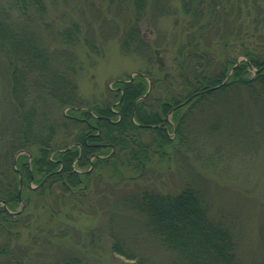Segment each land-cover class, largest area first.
<instances>
[{
  "label": "trees",
  "instance_id": "16d2710c",
  "mask_svg": "<svg viewBox=\"0 0 264 264\" xmlns=\"http://www.w3.org/2000/svg\"><path fill=\"white\" fill-rule=\"evenodd\" d=\"M74 1L0 2V50L8 61L18 120L14 133L0 132V264H91L76 255L35 258L41 240H52L49 224L67 198L84 201L95 185L144 177L176 155L206 164L205 148L219 150L221 141L240 139L239 125L252 128L261 139L255 145L264 148V39L259 47H244L238 59L222 51L216 55L212 39L203 37L214 21L200 22L206 10L221 26L234 6L219 10L216 0L207 7L206 0H181L198 30L179 43L172 70L163 48L142 32L149 0H107V12L115 8L110 30L102 27L107 18L98 0H83L90 17L53 29L49 4ZM122 13L127 16L118 19ZM106 32L119 39L124 53L143 55L151 64L114 79L104 98L87 103L78 92L80 55L102 56ZM120 191L126 192L119 207L141 220L140 242L150 241L158 252L132 244L110 216L111 248L134 264H245L227 214L217 212L192 179L175 191L141 184ZM45 212L49 218L43 222ZM27 228L31 240L24 244ZM251 264H264V254Z\"/></svg>",
  "mask_w": 264,
  "mask_h": 264
},
{
  "label": "rangeland",
  "instance_id": "374dc122",
  "mask_svg": "<svg viewBox=\"0 0 264 264\" xmlns=\"http://www.w3.org/2000/svg\"><path fill=\"white\" fill-rule=\"evenodd\" d=\"M216 1L219 10L223 8L228 10L234 6L236 13L229 15L220 26L222 20L216 19L210 10H206L200 22L214 21L211 22L209 31L202 32L205 34L203 37L212 39L210 48L216 55L222 51L224 54L236 55L238 59H242L244 47H259L264 39V0ZM97 3L103 11L102 15L106 13L107 19L106 21L103 19L105 23L102 27L110 30L107 25H112L109 17L113 16L115 8L111 7V11L107 12V0H98ZM209 3L210 0H206L202 7H207ZM48 8L49 20L54 19L53 29L72 18L90 17L88 5L83 0L79 2L76 0L71 5L59 2L49 4ZM64 12L66 14L62 15ZM126 16L127 14L122 13L116 17L124 19ZM142 23L144 37L163 48L161 52L163 61L168 69L172 70L175 68L174 56L179 43L184 41L190 32L198 30L197 27H193L194 22L190 15L182 11L181 0H149ZM105 34L101 43L104 48L102 56L87 58L83 51L80 55L83 65L79 68L77 76L78 92L87 103L95 98H104L107 87L114 79L133 75L151 64L143 55L124 53L119 39L111 32ZM100 38L101 34L97 39L101 41ZM9 73L8 61L0 50V132L11 135L17 129L18 120L11 98L12 85ZM157 73L163 76V72ZM239 129L241 138L237 141L227 138V141H221L223 145L219 150L205 148L207 153L204 156L208 160L206 164L196 162L191 155H176L170 161L163 160L151 167L144 177L135 180L126 178L120 185L115 186L105 182L95 185L87 191L89 195L84 201L81 200L82 202L73 197L67 198L69 203L60 205L61 211L57 213V218L54 217L49 224L54 230L50 236L52 240L50 242L41 240L39 243L41 254L35 258L39 256L40 260L39 258L37 260L43 261L48 253L52 259L76 255L78 259H84L86 263L91 264H134L133 259L112 250L108 236L110 216L115 218L112 226L128 241L134 242L132 243L134 245L137 243L143 251L158 253L150 241L140 242L141 220L124 212L122 206L119 207V200L126 192L120 190L127 189L129 185L133 188L141 184L175 191L182 187L186 180L192 179L213 201L215 210L227 214L228 221L237 235L244 263L251 264L253 259L260 260L264 254V148L255 145L261 143V139L254 138L252 128L249 126L242 128L239 125L238 131ZM42 215L43 222L49 218L47 212ZM64 229L67 232L60 233ZM28 233L29 228L23 232L21 241L24 244H29L31 240L30 237L27 238ZM32 234L33 232L30 236Z\"/></svg>",
  "mask_w": 264,
  "mask_h": 264
},
{
  "label": "water",
  "instance_id": "95a60500",
  "mask_svg": "<svg viewBox=\"0 0 264 264\" xmlns=\"http://www.w3.org/2000/svg\"><path fill=\"white\" fill-rule=\"evenodd\" d=\"M2 202H3L4 204H6V201H5V200H3Z\"/></svg>",
  "mask_w": 264,
  "mask_h": 264
}]
</instances>
